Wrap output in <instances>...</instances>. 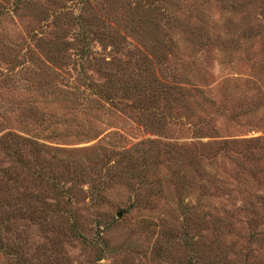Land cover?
<instances>
[{
    "label": "rangeland",
    "instance_id": "1",
    "mask_svg": "<svg viewBox=\"0 0 264 264\" xmlns=\"http://www.w3.org/2000/svg\"><path fill=\"white\" fill-rule=\"evenodd\" d=\"M19 2L0 14L12 57L51 38L41 11H79L93 50L113 58L97 61L100 71L127 82L149 74L170 91L141 117L91 96L74 108L59 94L0 87V133L43 125L45 136L54 124L60 135L40 140L82 169L65 179L78 233L25 222L27 255L51 242L46 264H264V0H156L159 18L134 0ZM28 106L32 115L19 110Z\"/></svg>",
    "mask_w": 264,
    "mask_h": 264
},
{
    "label": "trees",
    "instance_id": "2",
    "mask_svg": "<svg viewBox=\"0 0 264 264\" xmlns=\"http://www.w3.org/2000/svg\"><path fill=\"white\" fill-rule=\"evenodd\" d=\"M19 1L12 0L9 6L0 4V14L14 11ZM24 2L29 4L28 1ZM155 2L134 0L137 6L152 10L155 17L159 18L157 15H163V11L155 7ZM40 14L50 17L49 24L54 28L51 38L45 39L39 34L32 40V46L18 50L20 54L17 57L10 55L16 44H1L0 55L6 67L0 68V87L15 86L50 97L59 94L68 99L74 108L82 105L84 100L90 102L91 96L98 103L106 102L112 107L124 106L131 114L138 113L141 117L149 116L155 104L165 102L167 95L170 96L169 85L165 82L154 84L157 80L148 78L149 74L136 75L138 78L127 82V78L123 81L124 77L117 76L116 72L100 71L97 61H107L109 64L113 58L111 56L105 60L93 50L95 32L79 11H57L51 14L41 11ZM69 26L72 27L70 33L66 28ZM67 33L69 39L65 38ZM119 44L109 42L108 45L114 49ZM88 62L97 64L98 68L91 70L96 75L101 73V80L87 71ZM19 110L33 114L30 106ZM54 123L59 124L60 120ZM52 126L45 136L40 134L45 130L43 125L36 134L12 128L0 133V151L6 159V165L0 166V264H46L43 258L50 254L52 243L49 242V246L42 244L38 252L27 255L28 245L23 228L25 222L26 225L37 224L50 232L53 221L64 222L70 231L78 233L77 222L69 215L72 212V194L70 187L65 185V179L72 177L75 180L78 175L76 169H82L76 160L59 157L57 148L45 145L40 140L60 135L54 124ZM184 245L192 252L193 261H197L200 256L195 243L187 241ZM62 258L58 259L57 264L62 263Z\"/></svg>",
    "mask_w": 264,
    "mask_h": 264
}]
</instances>
